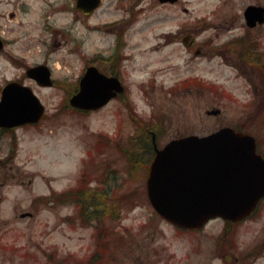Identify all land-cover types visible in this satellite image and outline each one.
Wrapping results in <instances>:
<instances>
[{
  "label": "rangeland",
  "instance_id": "obj_1",
  "mask_svg": "<svg viewBox=\"0 0 264 264\" xmlns=\"http://www.w3.org/2000/svg\"><path fill=\"white\" fill-rule=\"evenodd\" d=\"M73 2L0 0V35L6 40L0 54V91L6 82L19 80L45 107L37 125L14 133L0 130V264H264V203L256 216L227 233L219 220L194 233L178 231L147 200L144 161L149 154L145 138L133 136L140 131L136 115L158 118V146L183 135L242 126L260 141L264 153L262 73L254 68L245 75L255 80L250 93L233 51L195 58L180 45L163 46L167 34L195 33L198 41L217 34L218 43L247 34L264 51V25L251 30L243 19L248 5L264 6V0H179L174 5L102 0L91 17H78ZM122 18L129 21L134 47L125 78L128 101L92 113L72 110L67 100L78 79L94 52L103 51L110 40L107 31L92 26ZM189 59L192 64L186 65ZM43 62L52 70L50 87L25 75L28 67ZM159 67L171 70L160 75L153 93L144 92L146 76ZM193 72L217 90L171 94L169 85ZM215 109L221 113L206 114ZM88 161L90 175L82 182ZM133 163L131 174L127 168ZM104 172L109 173L102 177ZM76 185L84 198L75 203L72 193L58 200ZM104 195L112 215L102 214ZM27 212L32 215L21 216ZM95 252L99 258L90 263Z\"/></svg>",
  "mask_w": 264,
  "mask_h": 264
},
{
  "label": "water",
  "instance_id": "obj_2",
  "mask_svg": "<svg viewBox=\"0 0 264 264\" xmlns=\"http://www.w3.org/2000/svg\"><path fill=\"white\" fill-rule=\"evenodd\" d=\"M99 3L100 0H77V6L85 13H90ZM244 18L248 27L262 24L264 9L248 6ZM26 75L40 86L52 85L46 66L29 68ZM117 84L115 78H107L94 67H87L69 105L85 111L96 110L108 102ZM43 115L44 106L29 87L9 82L2 88L0 128L36 124ZM146 190L155 212L177 227L199 229L215 217L237 222L249 216L264 197V160L256 153L251 136L231 128L201 138L173 140L156 150Z\"/></svg>",
  "mask_w": 264,
  "mask_h": 264
},
{
  "label": "flooded vegetation",
  "instance_id": "obj_3",
  "mask_svg": "<svg viewBox=\"0 0 264 264\" xmlns=\"http://www.w3.org/2000/svg\"><path fill=\"white\" fill-rule=\"evenodd\" d=\"M75 1V0H74ZM72 5V3H70ZM73 11L77 14L78 17H85L82 14L81 10L76 8L75 2H73ZM96 13L93 12L91 15L87 17H91ZM10 19L13 17V14L9 15ZM129 21L127 19H116L113 22H105L101 24L103 32L107 31L105 35L110 37L109 44L105 47L103 51L94 52L90 59V65L94 66L98 69L99 72L103 73L107 77H113L118 80L117 89H113L111 91V98L107 104H110L115 101L127 102L128 101V83L125 82L126 73L128 69V58L130 57V52L133 48L129 42L127 27ZM261 27V26H259ZM256 26L252 30H256L259 28ZM97 26H93V30H97ZM101 29V30H102ZM166 41L163 44L164 47L170 45L171 43L174 45H180L183 48V53H193L195 58L202 56H216V55H226L233 51V55L237 59L239 65L238 69L245 76L249 71L255 68L258 72L262 73V77H264V51H262V47L257 43L258 40L254 37H250L248 35L235 36L233 39H229L227 41H223L218 43L219 35L211 36L210 38H206L198 41L195 38V33H179L177 35L167 34ZM4 43V48L6 46V40L0 35ZM160 47V46H159ZM157 47V48H159ZM0 53H3L2 51ZM258 57V65L255 64L254 58ZM253 59L252 63L250 59ZM227 60V59H226ZM44 64V62H43ZM191 65L192 62L189 59L188 63ZM170 67L158 68L153 71V73H148L151 75L146 76V81L142 84V90L145 92H151L156 89L157 83H159V77L162 76ZM171 70V68H170ZM254 70V71H255ZM193 72L191 74H184L177 78L171 85H169V91L171 94H175L178 92L182 93H191L193 90L196 91L198 95H205L204 92L207 91H216L217 87L215 85L210 84L208 81L203 79L201 75L195 74ZM241 73L238 76L241 77ZM244 78L248 85V91L252 93L255 89V80L253 77L245 76ZM230 96V95H229ZM209 111L206 112L207 115ZM221 113V112H220ZM219 113V114H220ZM139 126H137L136 132L139 128L142 135L146 138L145 145H147L148 150L146 154H149L148 160L144 161L145 163L150 164L155 154L154 143L158 148H161L163 145L158 146L157 144V134L159 130V120L155 119H139ZM192 135V134H188ZM188 135L179 136L175 139L182 138ZM261 154V153H260ZM264 156L263 154H261ZM264 201V200H263ZM262 201V202H263ZM224 224V223H223ZM225 225V224H224Z\"/></svg>",
  "mask_w": 264,
  "mask_h": 264
},
{
  "label": "trees",
  "instance_id": "obj_4",
  "mask_svg": "<svg viewBox=\"0 0 264 264\" xmlns=\"http://www.w3.org/2000/svg\"><path fill=\"white\" fill-rule=\"evenodd\" d=\"M251 60V63H252V61H253V59L251 58L250 59ZM254 60L256 61L255 62V64L256 65H258V63H259V61H258V57H255L254 58ZM140 166V165H139ZM145 166V165H144ZM136 167V165H135V163H133L132 164V166H131V169H132V171L134 170V168ZM145 169H146V166H145ZM74 192H76L74 195V202L76 203V201H78V200H80L81 198H84L83 197V193L81 192V191H78V190H75ZM63 198V196H59V198H58V200H60V199H62ZM98 199V201H99V198H97ZM106 198H102V202H104V208L103 209H101L102 210V214L103 215H108V214H111L112 215V213H113V210L114 209H112V208H108V207H106ZM93 207L95 208V205H93ZM89 210H90V208H89ZM91 211V210H90ZM85 210H82V213L85 215ZM107 246L109 247V245L107 244ZM96 255H97V253H95L93 256H94V258L96 257ZM99 255L100 254H98V257L97 258H93L91 261H90V263H94V262H96V260H98V258H99ZM92 256V257H93ZM91 257V258H92Z\"/></svg>",
  "mask_w": 264,
  "mask_h": 264
}]
</instances>
